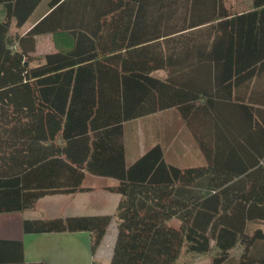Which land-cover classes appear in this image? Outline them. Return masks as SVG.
I'll use <instances>...</instances> for the list:
<instances>
[{
	"label": "trees",
	"instance_id": "obj_1",
	"mask_svg": "<svg viewBox=\"0 0 264 264\" xmlns=\"http://www.w3.org/2000/svg\"><path fill=\"white\" fill-rule=\"evenodd\" d=\"M39 1L0 0V212L111 176L113 213L23 229L88 230L94 252L114 218L109 264H264V0H50L27 27ZM167 108L205 164L170 163L159 141L127 160L124 123ZM0 264L42 263L0 239Z\"/></svg>",
	"mask_w": 264,
	"mask_h": 264
},
{
	"label": "crops",
	"instance_id": "obj_2",
	"mask_svg": "<svg viewBox=\"0 0 264 264\" xmlns=\"http://www.w3.org/2000/svg\"><path fill=\"white\" fill-rule=\"evenodd\" d=\"M49 1L40 0L38 2L27 17L25 22L27 27L32 26L48 12ZM37 37L38 41L43 40V43H47V45L50 43V34H42ZM38 44L39 42H37V47ZM148 116H152L153 118L157 116L156 119H152V122L150 121L152 130L149 132L153 135L152 142L159 141L164 144L165 157L170 163L178 166L205 164V156L199 149L197 142L183 119L179 116L177 110L167 108L136 118L135 120ZM127 122L124 123V130ZM176 122L181 123V126L176 125ZM124 139L127 151L125 132ZM147 143L145 142L142 146V149L138 152L139 154H137L138 156L144 151ZM138 156H135V158ZM242 177H244L243 174L233 176L232 182ZM85 179L87 180V184L85 183ZM94 182H100L99 185L104 190L106 187L115 185L118 181L111 176L85 172L83 186L87 187V189L72 193L45 195L39 198L37 205L33 209L0 212V239L21 240L24 248V259L27 262H41L42 264H91L94 261L95 264H109L117 231L116 220L114 218L107 226L94 252L90 251V232L88 230L25 232L23 229V220L26 218L113 213L120 198L119 193L115 191L104 190L103 198L112 199L111 204L107 208H104L105 206L97 208L95 205L91 206V204L81 200L90 199L91 194L96 189L95 184H93ZM245 184L247 187L250 181H246ZM204 186H206L205 183ZM233 196V194L230 195L231 198ZM195 264H208V261L202 260Z\"/></svg>",
	"mask_w": 264,
	"mask_h": 264
},
{
	"label": "rangeland",
	"instance_id": "obj_3",
	"mask_svg": "<svg viewBox=\"0 0 264 264\" xmlns=\"http://www.w3.org/2000/svg\"><path fill=\"white\" fill-rule=\"evenodd\" d=\"M50 39V37H49ZM38 48L37 52L42 53L46 51L47 49L52 47L51 40L50 43L47 45V43H43V40L38 41ZM43 43V44H42ZM49 46V47H48ZM163 69H158L153 72L155 76L162 77L164 75ZM157 116L154 118L152 116L145 117L143 119L139 120H130L125 125V137H126V144H127V160L132 161L135 156H138V152L142 149V146L145 144V142L151 143L153 139V135L150 134L149 131L152 130V119H156ZM176 125L181 126V123L176 122ZM148 131V132H147ZM87 180L85 179V183ZM87 184V183H86ZM95 184V192H93L90 196V199H81L85 201V203L91 204V206L95 205L97 208H107L109 204H111L112 199H104L103 195L105 193V189L109 190L108 187L102 189L100 187V182H94ZM170 224L174 226H178L179 219L177 217H172L169 221ZM202 261V260H201Z\"/></svg>",
	"mask_w": 264,
	"mask_h": 264
}]
</instances>
